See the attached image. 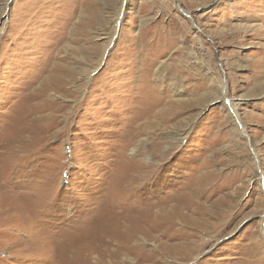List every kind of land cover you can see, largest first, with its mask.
Listing matches in <instances>:
<instances>
[{
	"label": "rangeland",
	"instance_id": "1",
	"mask_svg": "<svg viewBox=\"0 0 264 264\" xmlns=\"http://www.w3.org/2000/svg\"><path fill=\"white\" fill-rule=\"evenodd\" d=\"M263 217L264 0H0V264H264Z\"/></svg>",
	"mask_w": 264,
	"mask_h": 264
},
{
	"label": "bare ground",
	"instance_id": "2",
	"mask_svg": "<svg viewBox=\"0 0 264 264\" xmlns=\"http://www.w3.org/2000/svg\"><path fill=\"white\" fill-rule=\"evenodd\" d=\"M222 87H223V85H222ZM211 100H214L213 99V97L211 98L210 97V99L208 100V102L209 101H211ZM199 105V106H202L203 104H205V102H203L202 101V98H200V99H195V100H192L191 102H190V105ZM232 108H231V113L233 112L234 113V118H235V121L237 122V124H238V127H241V131H242V133H243V135L245 136L246 135V130H245V126H244V124H242V121H241V117H240V115L238 114V109H237V106H235V104H233L232 106H231ZM139 168V167H138ZM168 212H169V210H168ZM263 220H264V217H263ZM171 221V220H170ZM171 225V224H170ZM157 229V228H156ZM175 233V232H174ZM162 235V234H161ZM170 236V235H169ZM145 243V242H144ZM146 252V251H145ZM139 255V254H138ZM151 255H153V254H151Z\"/></svg>",
	"mask_w": 264,
	"mask_h": 264
}]
</instances>
